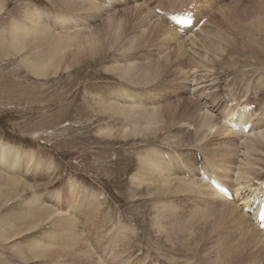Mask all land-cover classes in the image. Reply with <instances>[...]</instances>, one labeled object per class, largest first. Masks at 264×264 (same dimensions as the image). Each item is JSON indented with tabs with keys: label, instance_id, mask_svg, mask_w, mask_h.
Here are the masks:
<instances>
[{
	"label": "rangeland",
	"instance_id": "1",
	"mask_svg": "<svg viewBox=\"0 0 264 264\" xmlns=\"http://www.w3.org/2000/svg\"><path fill=\"white\" fill-rule=\"evenodd\" d=\"M113 1H118L120 6L113 7L109 5L105 14L110 16L115 15L113 13H122L124 18L122 28L125 37L130 35L137 36L132 50L129 53L120 55L110 49L111 42L107 33L111 27L100 33L101 45L104 48L98 53L96 51L99 46L94 48L95 54H91L85 49L81 54L77 55L79 56L76 58L77 60L72 61L70 55L65 52L63 58L67 57L63 61V58L60 59L61 63L59 61L58 64L61 67L58 66L57 71L50 70L46 76L39 77L34 76L21 62L24 52L13 53L7 48L12 28L15 26H29L30 24L27 21L28 12L33 13L35 17L38 16L40 21L50 26L52 20V24L57 25L59 21L55 23V19L59 17L57 20H60L62 16L71 20V25L73 23L86 24L88 21L85 20V14L80 13L79 17H76L75 13L62 12L53 6V0H6L0 11V147L3 146L9 152L18 154L20 159L18 162V165L20 163L19 168L15 167V170L7 162L0 164V174L4 177L18 180L21 184L15 188H10L11 190L8 191L7 195L5 192V198L0 199V264H216V260L219 261L220 259L219 262L221 264H225V262H227L226 264H264V244L253 251V245L251 244L252 246H248V249H242L243 253L241 249L237 248L236 252L230 251L231 255L230 253L229 255L228 253L226 254L228 252V240L230 244L231 238L234 237L232 232L235 225L233 223L234 219H232L230 202H228L230 205H227L221 204L222 202L219 201L216 203V200L213 202L208 198L204 199L203 205L207 204V210L211 213L214 211L218 212L213 215L215 220L212 218L210 221H216V216L219 213L221 215L224 213L222 216L223 218L225 217V221L223 220L222 223L224 222L226 227L223 225L215 226L217 223L210 225L209 221L201 229L202 232L199 233L200 230L197 232L200 235H194L195 239L201 237L199 241L197 240L196 246H188L180 240L179 236L178 239L177 235L175 236L173 232H169L167 228L168 220L166 221L165 218L160 216L162 213L160 211V214L157 213L156 209L159 210L164 205V202L166 203L167 200H170L179 210L177 211L178 218H185L191 208L192 197L190 195L188 197L186 195L182 196L179 193L177 195L172 194L174 196L169 195V197L152 193L150 194L151 197L147 194L146 186H138L133 178L136 174H142L140 169L138 171L140 167H138V160L141 157H149L151 155L150 157L163 159V157L165 158L172 152V158L179 157L182 161L196 160V153H201L202 144L196 145L193 142L182 143L186 146L185 148L182 144L170 147L167 143L171 136L174 137V135L175 142L182 140L181 138L188 134L184 132L186 128L182 129L172 126L173 129L171 131L172 127L169 128L168 124L172 123L166 120H164L165 123L163 122L164 113L161 114V118L156 124V132L154 130L149 131L150 136H148V132L145 131L144 133V130L141 129L143 133L140 130L135 134L130 132V127L122 117H110L105 112L101 111V113L97 105L99 99L113 100L116 98L114 95L125 91L126 94H131L139 100H144L146 97L145 102H150L152 99V103L160 104L158 109L162 107V110L165 111L171 109L182 113L184 109L181 108L180 110V108L176 107L178 105L187 106L185 111L189 113L197 112L200 108L204 111L205 107H213L215 114L213 113L212 116L217 118V114L228 108L226 103L230 100L229 98H233L237 102L245 101L255 104L258 107V109H255L263 114L264 25L262 26L263 28L259 29V31L261 30L260 35L251 33L248 36H244L242 32L237 33L235 30L244 31L247 29L246 26H242L248 20V18L244 19L246 18V11H252V15L260 12L258 8H255L256 0H199V5L196 4L197 7L209 9V12L200 10V17L206 13L209 14L206 24L204 23L200 28V30L204 31L203 33H207L206 36L202 33L203 35L195 37L196 42H192L194 43L193 45L190 42L186 44V41L184 42L183 40L176 42V40L169 37H166L164 41L159 38L158 40L154 38L151 41L145 35L141 36L137 25L141 19L144 20V24H148L150 20L151 28L159 24L158 26L161 25L162 27V32H165L163 28L166 25L162 24L160 21L162 19L153 13V8L178 10L185 6L187 0H140L141 7L138 9L135 8L137 5L132 2L133 0ZM243 5H245V8H243ZM240 8L242 9L240 10ZM219 9L222 10L220 11L221 13ZM41 10L43 13H41ZM232 10H235V12H232ZM67 13L69 14L67 15ZM54 14H57L55 18ZM72 18L77 20L73 21ZM240 19L243 21L242 23ZM156 21H159L157 22L158 24ZM100 22L95 21L93 26L99 25ZM236 22L241 27L235 26ZM241 28H244V30ZM217 35H220L219 38L216 37ZM239 35L240 37H237ZM241 35L244 41L241 39ZM105 36L106 40L103 41ZM249 36H252V38ZM249 38H254L255 45ZM206 39L209 40L208 42L213 41V44L211 45L210 42L211 46H206V44L203 46L201 42ZM190 40L192 41L193 39L191 38ZM242 41L244 43L251 42L253 45L250 43L244 44ZM161 42L169 44H166L167 47L164 46V43L161 46ZM183 42L188 48L184 46ZM214 43L217 44L215 45ZM223 46H225V50ZM161 47H166L167 49L163 48L165 50L163 52ZM229 47L234 49L230 48L229 50ZM179 48L182 49H180V52L185 50L183 55L179 52ZM172 52L174 54L171 55ZM192 52L196 53L200 59H204H194L197 56L194 53L192 55ZM162 53H164L163 56H158V54ZM163 57L165 60H163ZM166 58L168 59L167 62ZM124 60L125 62L135 63L136 67L140 66L141 69L146 70L143 67L148 68L146 70L148 75L146 77L144 75L142 78L139 77L135 86L133 81L120 78L111 68L113 67L115 70L117 65L125 63ZM180 70L183 73L179 74ZM154 71L159 77L155 75ZM223 98H226V100H223ZM188 103L190 104L188 105ZM167 105L170 107L174 106L170 108ZM163 106H165V109ZM149 107L151 106L148 105L147 108ZM194 107L198 108L195 109ZM164 125H167V127H164ZM169 135L171 136L169 137ZM215 136L206 139V148L214 150L216 147L215 143L220 139ZM228 136L230 135L228 134ZM188 137L186 138L185 136L184 138L191 139V132H189ZM260 145V147H264V145ZM263 147L261 148L262 150L259 149L263 152L262 155L261 153L255 155L258 158V162L256 161L257 164L254 168L256 171L261 169L262 171H259L260 174L254 173L246 179L244 177H239L238 179L239 181L241 180V183L244 182L245 185L252 186L251 188L257 187L255 185L257 183H253L254 180L264 181ZM172 148H176V150L174 151ZM195 148H198V150L196 151ZM161 150L164 152H161ZM190 152L193 153V156H191ZM28 157H31L30 162L29 160L27 161ZM260 161H263V163ZM202 164L205 170L211 166L208 160L203 161ZM235 171H237V168H235ZM260 175L263 176L261 177ZM220 177L223 183L227 184L231 190L234 189L233 186L235 184L232 183V180L227 181L221 175ZM262 182L260 183L262 184ZM2 184V181H0V185ZM33 194L41 199L39 203L47 205L53 211L55 210L56 215L59 213L58 215L71 218L74 221L78 236H74L75 238L73 239L78 245L56 246L53 244L59 238L60 233L64 231H59L60 227L57 219H41L40 222L32 225L31 221L25 218L27 214L26 202ZM159 203L163 205L160 206ZM211 203H214V205ZM215 204L217 206L222 205L224 208L220 209L221 206L217 207ZM225 206L228 211L225 210ZM238 208L242 213V206H238ZM87 211H90L91 218L87 217ZM157 214H159L160 219H165V222L161 219V223L159 217L157 220ZM230 220L233 221L231 222ZM172 221L175 222L176 220L173 219ZM193 221L195 222L196 220L193 219ZM229 222H231V225ZM157 224H161L164 230L157 228ZM116 225H121L128 229L120 232L122 236L116 237L118 234ZM212 227H216V229L214 228L215 231ZM210 231L213 232H211L212 235ZM17 232L22 234L13 237L12 235ZM205 235H208L209 238ZM77 238H79V241ZM215 240L218 242L226 240L225 249L224 247L222 249L217 248L214 243ZM250 241H252V238ZM35 243L42 246L51 244L52 247L45 250V252L49 251L50 253L47 256L33 255L30 252V248ZM214 246L217 248L216 250H213ZM83 248L85 253L82 252ZM259 248H261L263 253ZM214 251L216 253L219 251V254L212 253ZM216 257H219V259Z\"/></svg>",
	"mask_w": 264,
	"mask_h": 264
},
{
	"label": "bare ground",
	"instance_id": "2",
	"mask_svg": "<svg viewBox=\"0 0 264 264\" xmlns=\"http://www.w3.org/2000/svg\"><path fill=\"white\" fill-rule=\"evenodd\" d=\"M190 1L191 0H187L186 3H185V6H187L190 3ZM5 2H6V0H0V11L2 10V7H3V5H4ZM132 2H134L137 5V7L135 6V8L138 9V8L141 7L140 0H133ZM198 2H199V0H197V2H196L197 5H199ZM235 3H238V2H235ZM208 4H209V2H208ZM233 4H234V2H233ZM249 4H251V3H249ZM109 5H111L113 7H117V6L119 7L120 6V4L118 3V1L115 2L113 0H53V6L56 9H59L62 12L75 13L76 14V17H79L80 13L85 14V20L88 21V23H86V24H84V23L83 24H77V23L74 24L73 23L71 25L70 23L72 21L69 20L66 17H63L61 15L62 17L60 18V20H57L59 18L58 17L57 19H55L56 21H54L55 23L59 21L58 23H59L60 26L58 25V23H57V25L52 24V21L53 20L51 21V26H50L49 24H45L42 21H40V19H39L38 16L35 17V15H33V13L28 12L27 13V21H28V23L30 25L28 24L29 26L24 25L22 27L21 26H15V27H13L12 30H11V32H10V37H9L10 39H9V41L7 43V48L9 50L13 51V53H21V52H24V57L22 58L21 62L24 64V66L32 74H34V76H38V77L39 76H46V74L50 70H54V71L56 70L57 71L58 70V66L60 65V64H58V62L60 61L59 63H61V60L60 59L63 58V55H65L64 54L65 52H67L70 55V58H71L72 61L75 60L77 57H79L77 55L78 54H81V52L83 50H85V49H87L91 54L92 53L95 54L94 48L96 46H99V48L96 51V53H98L101 49L104 48L101 45L102 40L100 38V33L102 31H105L107 29H110L111 27L112 28L107 33V36H109L110 42H111V48L110 49H113L115 52H117L120 55H124L126 53H129L130 50H132V47L134 46V44L136 42L137 36L136 35H130L129 37H125L124 32H123V28H122V24H123L122 22H123V19H124L123 16H122V13L117 12V13H113L115 15L106 16L105 11H106V9L108 8ZM245 5H243V8H245L244 7ZM185 6H183V7H185ZM250 7H251V5H250ZM228 8L231 9L232 7H228ZM255 8H258L260 12L257 13V14L252 15V13H251L252 11H250V10L249 11H246V14H245L246 15V18H244V19H247L248 18V20L246 21L247 23L242 24V26H246L247 29L244 30V28H241L244 31H241V30L240 31H237V29H235L237 33L242 32V34L244 36H246V35L248 36L251 33H254L255 35H260L261 34L260 33L261 30L259 31V29L260 28H263L262 26L264 25L263 24V21H262V18H263V15H264V0H256ZM154 9H155V7L153 8V11H154ZM181 9L182 8H180L178 10H181ZM222 9H224V7H222ZM241 9L242 8H240V10ZM169 10H174V9H169ZM200 10H204V11L209 12V9L208 10L207 9H200V7H198L199 18H202L203 16L206 17L205 15H202V17H200V15H201ZM251 10H253V9H251ZM220 11H222V10L219 9V12ZM232 12H235V10L234 11L232 10ZM41 13H43V11ZM69 13H67V15ZM153 13H151V14H153ZM56 15L54 16V18L56 17ZM235 15H233V17ZM242 15L245 16L243 13H242ZM41 16H42V14H41ZM152 16H150V17H152ZM229 16H228V18H229ZM147 18H148V16H147ZM235 18H236V16H235ZM45 20H47V19L45 18ZM74 20L75 19H73V21ZM146 20H148V19H146ZM95 21H99V22L101 21V22H100L99 25H97V26L94 27L93 24L95 23ZM160 21L162 22V20H160ZM230 21L233 22L232 20H230ZM240 21H241V19H240ZM90 22H92V24H90ZM157 22H159V21H156V23ZM237 22L239 23V21H237ZM237 22H236V25L235 26L238 25ZM242 22L243 21H241V23ZM112 24H113V26H112ZM162 24H163V22H162ZM137 25H138V29L140 30L141 36L142 35H145L151 41H153L154 38L157 39V40L159 38L162 41H164V40H166V37L167 38L169 37V38H171L173 40H176V42L179 41V40H183L184 42L186 41V44L188 42H190V44H192V45L196 42L195 37L197 38V37H199V36H201L203 34H205V36H206V33H207L206 31L208 30L207 29L205 31L206 33H203L204 31L199 29V32H197L196 34L193 33V34H191L189 36L187 35L186 37H182V36H179L178 34H176L175 32H173V30H171L170 28L168 29L167 26H166L167 27L166 28L165 25H164L165 28H163V30L165 29V32H162V27H161V25L158 26L159 24L157 26H155V24H154L155 27H152L151 28L150 27L151 26L150 25V20L148 21V24H144V20L141 19L140 23H137ZM232 25H234V23H232ZM238 27H241V26L238 25ZM213 32H214V30H213ZM216 33H217V31H216ZM219 33H221V32H219ZM257 33H259V34H257ZM208 34H210V33H208ZM233 35L235 36V34H233ZM219 36L217 35L216 37L219 38ZM214 37H215V35H214ZM237 37H240V35L237 36ZM249 37L252 38V36H249ZM191 38L193 40L194 39L195 40L194 41L193 40L191 41L190 40ZM207 39H209V38H207ZM207 39L206 40H202L201 43L203 44V46L205 44H206V46L210 45V42L211 41L208 42L209 40H207ZM241 39H242V35H241ZM253 39H250V40L253 41ZM105 40H106V36L103 38V41H105ZM200 40H201V38H200ZM223 40H226V39H223ZM223 40H221V41L223 42ZM169 42H170V40H169ZM184 42H183V44H184ZM192 42H194V43H192ZM212 42H211V45L213 44ZM163 43L161 42L160 45L162 46ZM218 43H219V41H218ZM246 43H250V44L253 45L254 41H253V43H251V42H246ZM246 43H244V44H246ZM166 44H169V43H166ZM166 44L164 46H166ZM214 44L216 45L217 43H214ZM215 45H213V46H215ZM254 45H255V43H254ZM158 46H159V44H158ZM176 46L178 47V44ZM184 46H185V44H184ZM225 46H226V44H225ZM225 46H223V49H224ZM246 46H249V45H246ZM166 47H163V48L165 49ZM185 47H187V46H185ZM163 48L161 47V49H163ZM171 48H173V47L171 46ZM181 48H184V47H181ZM181 48H179V52H180V49ZM187 48H185V49L187 50ZM217 48H219V47H217ZM230 48H232V47H229L228 49L230 50ZM24 49H27V50H24ZM155 49H156V47H155ZM164 49H163V52L165 51ZM220 49H221V47H220ZM232 49H234V48H232ZM174 51H175V49H174ZM226 51H227V49H226ZM160 52H162V51H160ZM183 52L185 53V50ZM183 52H180V53L183 55ZM193 53L194 52H192V55H193ZM204 53H207V52H204ZM215 53H216V50H215ZM215 53H214V55H215ZM219 53H221V51H219ZM163 54L164 53L158 54V56L159 55H162L163 56ZM165 54H166V52H165ZM172 54H174V53L172 52L171 55ZM194 54H195V56H197L196 53H194ZM158 56H156V57H158ZM66 57H64V58H66ZM164 57H163V60H165ZM64 58L62 59V61L64 60ZM167 58H166V62L168 60ZM197 58L200 59L199 56H197L194 59H197ZM160 59L162 60V58H160ZM160 59H158V60H160ZM171 59H172V57H171ZM202 59H204V58H201L200 60H202ZM177 60H179V59H177ZM177 60H175V61H177ZM180 60H182V59H180ZM124 62H125V60H124ZM157 63H158V61H157ZM169 64H171V63H169ZM161 65H164V64H161ZM147 66H148V63H147ZM59 67H61V66H59ZM158 67H159V65H158ZM198 67H199V65H198ZM198 67H196V68H198ZM143 68H145L146 70H148V68H146V67H143ZM111 70H113V72H115L116 75H118L120 78L126 79L128 81H133L134 82V86L137 85L135 83L136 82L138 83L137 79L139 77L142 78L144 75H145V77H146V75H148L147 74L148 72L146 70L141 69L140 66L136 67V64L135 63H131V62H127V61L125 63H122L120 65H117L115 67V70L112 67ZM181 70H180L179 74L183 71V70L182 71ZM152 71H153V69H152ZM178 71H177V73H178ZM115 73H113V74H115ZM154 73H156V72L154 71ZM153 74H151V75H153ZM155 75H157V73ZM140 80H142V79H140ZM150 80H151V76H150ZM153 80H154V78H153ZM128 92H131V91H128ZM138 93H136V94H138ZM114 96L116 98H114L113 100H105V99L102 100V98H101V100L100 99L98 100V104H97L96 101L95 102L99 106L98 109H100V112L101 111L102 112H105L110 117H122L123 120L126 122V124L130 127V132H132V133L134 132L135 134H137L142 129V130H144V133H145V131H147L148 132V136H150L149 135V133H150L149 131L154 130L156 132V130H155V129H157L156 128L157 127L156 124H158V120L161 118V114H164L165 113L163 115L162 119L164 118L163 119V122H164V120H166L169 123L170 122L172 123V124H168V127L169 128H171L172 126H175V128L176 127L177 128H182V129L183 128H186V129H184V132H186L188 134H189V132H191V135H192L191 139H185L184 137L186 136V138H187L188 137V134L187 135H184V137H183L184 139L181 138L182 140H178L177 142H175V138H174L175 135L174 134H173L174 137H172L171 135H169V137L171 136V138L167 141V143H168V145H170V147L172 145H174V146H180L182 143H188V142H191V143L193 142V144H196V145L202 144V148L200 150L201 153L200 152L199 153H196L197 154V157L195 156L196 160H193V161H182V160H180L179 157L178 158H175V157L172 158L173 157L171 155L172 154V152H171L172 150L170 151L171 153L168 154V156H165L164 155L165 158L163 157V159L153 158V157H150L151 156L150 155L149 157H147V156L141 157L138 160V163H139L138 167L139 166L141 167V168L140 167L138 168V171L141 170L140 173H142V174H139L138 175V174L135 173L136 176H134L133 178L136 180L138 186H142V185H145L146 186L145 188H147V192H148L147 194L150 195L152 193H155V194H161L162 196L166 195L167 197H169V195L170 196L172 194L177 195L179 193L182 196L183 195H186V197H188V195H190L192 197V199H191V203H192L191 208L190 209L188 208L189 209L188 210V214L189 215L186 214L185 215V218L181 216L183 219L182 218H178L179 215L177 214V211H179V210H177L178 208H176L175 205L170 200H167L166 203L164 202V205L162 204L163 206L160 205V203H159V205L162 206V208L157 207V208H159V210L156 209V211H157V213H159V211H160L162 213V214L159 213L160 216H162L163 218H165L166 221L168 220L167 221L168 222V227L167 228H168L169 232L170 231L173 232L175 234V236L177 235V238L179 236L180 237V240H182V242H185L186 245H188V246H191V245L196 246L197 240L199 241L201 239V237H199V239H195V236L194 235L195 234H197V236L200 235L199 233L202 232L201 229H203L204 226L206 224H208L209 221L212 218H213V220H215L214 217H213V215H214V213L216 211L212 212L213 213L212 214L209 210H207V208H206L207 207V204H204L203 205L204 199H207L208 198L209 200H211L213 202L216 200V203H217V201H219V202H222L221 204H227V205L229 204L228 201H226L220 195L216 194L215 191L210 186H208L207 184H205L202 180H200L201 178L198 177L199 170L200 169L205 170L203 168L202 162L208 160V163L211 166L209 168L207 167V169H209L208 171H206L207 169L205 171L207 172V174L209 176L210 175L211 176L216 175L220 179L221 178L220 175H221L224 179H227V181L228 180H232V183L235 184V185L233 184L234 185L233 186L234 189L232 188L233 189L232 191H233L234 195H232V200L230 201V204L231 205L229 204L231 206V214H232V217H233L232 219H234V222L233 223H235V225L233 224L234 225V230L232 232V233H234V237L231 238L232 240H230V242H231L230 244H229V240H228V252H226V254L228 253V255H229L230 251H235L237 248L238 249H241V251H242V249H244V250L246 248L248 249V246H250L251 244L253 245V246L251 245L253 247L252 248V251L255 250L256 248L258 249V247H262L261 245L264 244V235L253 225V223H252V215H250L248 213H246L247 214L246 215L244 212L241 213L239 211L238 206H246L250 202L251 197H253V194L256 193V192H258L259 195H261L262 192L264 191V185L261 184V183L260 184L259 183L255 184L256 183L255 182L254 184L257 187L251 188L252 186L249 187V186L245 185L244 182L241 183L240 182L241 180L239 181L238 179H239V177H244V179H246V178L252 176V174H254V173L255 174L256 173L257 174H260L259 171L261 169L258 168L260 170L259 171H256V169L254 167L257 164L256 161L258 162V160H257L258 158H256L255 155L257 153H261V155H262V153H263V152H261V150H262L261 148L263 146L260 147L261 146L260 144L264 145V113L262 114L263 119L261 120V117H260L261 113H260V111L259 110H256V109H253L252 111L249 112V115H251L253 113V115L256 118L252 122L251 129L249 130V132H247V133H244V132H236V133L233 132V133H230L222 125L223 124V121L224 120H227V114H228V116L230 114V111L231 110L230 109L228 110V108L223 109V111H221L219 114H217V116H216L217 118H215L214 116H212V114L215 111V109L213 107L212 108L205 107L204 108V111L205 112L202 111L201 108H200L197 112L194 111V112L189 113V112L185 111V109H186L187 106L186 107L184 105L179 106L177 104L178 106H176V107L180 108V110H181V108L184 109V111L182 110L183 112L181 113V111L180 112H177V110H171V109L165 111V110H162V107H161V109H158L160 107L159 106L160 104H154V103H152V99H151L150 102H145L144 100L146 99V97L144 98V100H142V99L139 100L138 98L136 99L131 94H128V93L126 94L125 91L123 93H117ZM188 100H187V102H188ZM148 101H149V99H148ZM187 102H185V103H187ZM183 103H184V101H183ZM96 104H95V106L97 107ZM163 104H165V103H163ZM189 104L190 103H188V105ZM148 105H150L151 107L147 108ZM155 106H157V107H155ZM167 106L170 107L169 105H167ZM173 106L174 105H172L170 108H172ZM163 107L165 109V106H163ZM196 108H198V107H196ZM190 110H191V107H190ZM236 112L239 113L240 110L239 111H236ZM164 127H167V125H164ZM187 128H189L190 130L187 129ZM163 129L165 130V128H163ZM172 129H173V127L171 128V131H172ZM142 130H141V132H142ZM168 131H169V129H168ZM239 131H241V130H239ZM164 133H165V131H164ZM175 134H176V131H175ZM228 134L230 136H228ZM215 135L218 136V138H220V139L218 140L217 143H215L216 144V147L214 148V150H212V148L211 149L210 148L209 149L206 148V145H205L206 139L211 138V136L213 137ZM178 138H179V136H178ZM215 140H216V138H215ZM174 142H175V144H174ZM165 144H166V142H165ZM183 147L186 148V146H184V145H183ZM257 149L258 150L261 149V150L258 151ZM173 150L175 151L176 148L173 149ZM197 150H198V148L196 149V151ZM156 151L158 152V150H156ZM155 152H154V154H155ZM190 154H191V156H193L192 155L193 153L190 152ZM156 156H154V157H156ZM262 159L264 160V157H262ZM28 160L30 162L31 157H28L27 161ZM19 161H20V159H19V155L18 154L9 152L3 146L0 147V162H1L0 164H5L7 162L8 165L11 166V167H13L12 169L15 170V167H18L19 168V165H20V163L18 165V162ZM260 162L263 163V161H260ZM261 165H263V164H261ZM235 168H237V171H235ZM253 177H254V175H253ZM210 178H213L214 180L218 181L219 183H222L223 182L221 179L220 180L222 182L219 179L215 178V177H210ZM256 179H259V178H256ZM263 179H264V177H263ZM0 181H2V183H3L2 185H0V199L5 198L4 197L5 196L4 194L6 192V195H7L8 191L11 190L10 188H15L17 185L18 186L21 185L18 180L10 179V178H8L6 176L4 177L2 174H0ZM250 181H252V180H250ZM247 183H248V179H247ZM262 183H264V181ZM224 185H226L227 188H228V185L227 184H224ZM157 196L158 197H161L159 195H157ZM172 196H174V195H172ZM40 200L41 199L39 197H36V195L33 194V196L26 202V205H27V214L25 215V218H27L29 221H31V224L32 225H34L37 222H40L41 219H47V220H50L51 218L52 219H57L58 220V225L60 227L59 231L60 230L61 231L64 230V231L60 233L59 238H57L53 242V244L56 245V246H58V245H68V246L78 245V243L73 239V238H75L74 236H76V237L78 236L77 235L76 228H75V225H74V221H72L71 218L58 215L59 213H57V215H56L55 214V212H56L55 210L54 211L51 210L50 207L48 208L47 205L45 206V204L42 205V203H39ZM212 205H214V203ZM215 205L217 206V204H215ZM220 206H219L220 209H223L224 208V206H222V205H220ZM249 207L251 208L252 206L249 205ZM225 210H227L226 209V206H225ZM211 211H213V210L211 209ZM89 212L88 211L86 212L87 213V217L88 216L90 217V215H91ZM180 212H182V211H180ZM216 213H218V212H216ZM159 214H157L158 215L157 216V220H158V217L160 219ZM222 215H224V213H222ZM222 215H221V213H219L216 216L217 217L216 218V221H210L209 224L210 225H215L217 223V225H215V226H222V225L225 226L224 222L222 223V221L224 220L225 217L223 218ZM161 219H160V222H161ZM165 219H162V220L165 222ZM170 219H172V220L174 219L176 221L174 222V221H172ZM193 219L196 220L197 222L196 221L194 222ZM228 219H230V218L228 217ZM219 221H221V222H219ZM231 222H229L230 225H231ZM116 227H117V231H118V234L116 233L117 234L116 237L122 236V235H120V232L121 231H125V230L127 231V229H128V228L126 229L124 226H121V225H119V226L116 225ZM158 227L160 228V230L161 229L164 230V228L161 226V224H159V225L157 224V228ZM209 228H211V227H209ZM212 228L213 229L214 228L216 229V227H212ZM215 229H214V231H215ZM231 229H232V226H231ZM217 230H218V228H217ZM128 231H130V230H128ZM198 231H199V233H197ZM227 231H228V229H227ZM211 232L212 231H210V233ZM212 233H211V235H212ZM19 234H22V233L21 232H17L16 234H14L12 236L13 237L14 236H18ZM220 234H221V232H220ZM205 236H207V238H209L208 235H205ZM214 237H213V239H214ZM216 237L218 238L217 234H216ZM225 238H226V236H225ZM251 238H252V241H250ZM77 239L79 241V238H77ZM214 243H215V246L217 245L216 246L217 248L219 247V248L222 249V247H224V249H225L226 240L220 241V242H218V241L215 240ZM204 244H205V242H204ZM51 247H52L51 244H49L48 246H42L40 244H36L35 243L33 246H31V248H30L31 251L30 252L33 255L34 254H37L38 256H47L48 253H50V252L49 251H46L45 252V250L47 248L49 249ZM216 247L213 248V250H216L217 249ZM263 247H264V245H263ZM223 250H220V251H223ZM259 250L261 251V248H259ZM82 252L85 253L84 248H83V251ZM238 252H240V250H238ZM212 253H216V252L214 251ZM242 253H243V251H242ZM216 254H219V251ZM231 254L232 253H230V255ZM219 257H220V255H219ZM219 257H216V258L219 259ZM232 258H234V257L232 256ZM219 261L216 260V264H219L220 263ZM226 263L227 262H225V264Z\"/></svg>",
	"mask_w": 264,
	"mask_h": 264
},
{
	"label": "snow or ice",
	"instance_id": "3",
	"mask_svg": "<svg viewBox=\"0 0 264 264\" xmlns=\"http://www.w3.org/2000/svg\"><path fill=\"white\" fill-rule=\"evenodd\" d=\"M262 226H264V225H262Z\"/></svg>",
	"mask_w": 264,
	"mask_h": 264
}]
</instances>
